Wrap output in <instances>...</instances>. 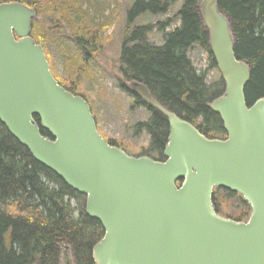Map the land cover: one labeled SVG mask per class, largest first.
<instances>
[{"label":"water","instance_id":"obj_1","mask_svg":"<svg viewBox=\"0 0 264 264\" xmlns=\"http://www.w3.org/2000/svg\"><path fill=\"white\" fill-rule=\"evenodd\" d=\"M197 10L224 82L207 107L219 116L225 138L205 136L145 84L131 81L128 90L168 124L157 160L110 144L88 101L55 79L31 36L37 7L0 3V123L85 197L86 216L104 231L92 248L93 264H264V97L247 105L251 66L236 56L219 0H202ZM215 189L239 194L250 206L247 221L220 216ZM64 264H75L74 257Z\"/></svg>","mask_w":264,"mask_h":264},{"label":"trees","instance_id":"obj_2","mask_svg":"<svg viewBox=\"0 0 264 264\" xmlns=\"http://www.w3.org/2000/svg\"><path fill=\"white\" fill-rule=\"evenodd\" d=\"M12 1L37 7L38 19L32 21L31 36L42 45L50 70L59 84L71 93L81 95L75 87L77 80L72 86L56 77L50 46L58 44L63 49L71 48L72 52L61 54L65 55L67 76L74 79L77 73L85 70L83 60L87 38V76L96 75L88 61L96 53L95 42L101 43L100 26H106L108 22L99 23L88 16L95 0H0V3ZM181 1L177 13L180 24L165 33L160 46L147 41V26H136L130 31V25L144 10L164 12L167 2L137 0L128 9L125 31L128 34L123 37L119 54L122 80L145 84L161 104L194 124L202 134L221 139L225 137L222 122L208 109L207 103L222 94L224 82L218 76L207 83L205 76L188 58L189 50L196 44L206 50L208 67L217 70L209 51L207 34L195 9L197 0ZM84 2H87L85 9L82 8ZM138 7L140 11H136ZM219 7L230 18L236 37L237 58L246 60L251 66L250 79L245 87L247 105L250 106L264 97V0H219ZM73 11L76 16L72 15ZM79 14H87V24L82 18L81 22L77 19ZM40 17H45L47 23ZM119 79L121 76L117 81ZM121 88L125 89L123 83ZM133 107H144L151 112L149 119L136 124L135 130H144L150 143L135 156L147 155L162 160L169 131L165 118L138 97H134ZM35 119L38 121L37 117ZM41 133L50 136L43 129ZM106 139L131 154L114 140ZM232 200L238 203L234 206ZM212 201L216 212L222 216L235 220L249 216L250 207L239 194L215 189ZM84 205L83 195L36 162L0 123V264H58L59 248L64 244L73 248L75 264H93L92 248L103 237L104 231L98 221L86 216Z\"/></svg>","mask_w":264,"mask_h":264},{"label":"rangeland","instance_id":"obj_3","mask_svg":"<svg viewBox=\"0 0 264 264\" xmlns=\"http://www.w3.org/2000/svg\"><path fill=\"white\" fill-rule=\"evenodd\" d=\"M136 1L95 0L93 3L91 2L92 6L89 9L90 13H88L90 19L92 16L99 23L108 22V25L102 24L100 26L99 36L102 38L100 40L101 43L95 42L97 46L96 53H94L92 60L88 61L89 66L91 65L96 73L95 76H87L85 68V70L81 71L82 73H77L76 78L70 79L71 75L67 76L64 67L65 55L61 54V52H72L71 48L63 49L58 44L50 46V52L54 54L53 72L56 77L62 79L65 82L64 84L72 86L76 83L74 80H77L78 85L75 87L91 103L100 133L103 137L112 139L118 145L125 147L132 155H137L141 148L147 147L150 143L149 135L144 130L137 132L135 128L138 122L149 119L151 115L150 110L147 108L133 107L134 96L126 89L121 88V84L127 82L121 81L123 77L118 70L122 40L128 34V32L125 33L127 31V11ZM164 1L167 2V9L164 12L144 10L145 12L138 17L134 15L135 18L130 25V31L134 30L136 26H147V41L155 46L162 45L165 33L173 31L180 24L177 13L182 1L157 0L158 3H163ZM201 1H196V11H198L197 6L201 4ZM84 3L83 9L87 7V2ZM138 8L136 11H140L141 8ZM44 15L46 14L44 13ZM72 15L76 16V13L74 12ZM79 15L77 19L80 20L82 18V21L87 24V14L85 16ZM52 17L57 16L52 14ZM108 17L110 18L108 19ZM39 19L47 23L45 17H40ZM188 58L196 70L205 76L207 83H211L219 76L217 70L208 67L207 52L200 46L193 45L188 52ZM119 76H121V80L117 81ZM231 202L234 206L238 203L235 200ZM70 255L73 256L72 247L69 244L62 245L59 248L58 264H64V258H70Z\"/></svg>","mask_w":264,"mask_h":264},{"label":"flooded vegetation","instance_id":"obj_4","mask_svg":"<svg viewBox=\"0 0 264 264\" xmlns=\"http://www.w3.org/2000/svg\"><path fill=\"white\" fill-rule=\"evenodd\" d=\"M85 48H86V50H85V53H84V60H83V64H84V66H85V68H86V72H87V38L85 39ZM118 70L120 71V68H118ZM123 85L124 86H126V88H127V83H123ZM136 96V95H135ZM219 214V213H218ZM220 215V214H219ZM249 215H250V213H249ZM222 216V215H221ZM222 217H225V218H230V217H226V216H222ZM249 217V216H248ZM248 217L246 218V219H241V220H235V221H247V219H248ZM231 219H233V218H231ZM73 249V248H72Z\"/></svg>","mask_w":264,"mask_h":264}]
</instances>
